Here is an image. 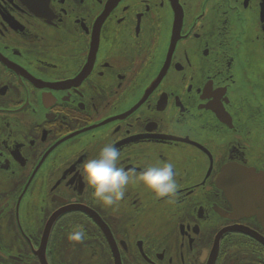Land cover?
<instances>
[{"label": "flooded vegetation", "instance_id": "flooded-vegetation-1", "mask_svg": "<svg viewBox=\"0 0 264 264\" xmlns=\"http://www.w3.org/2000/svg\"><path fill=\"white\" fill-rule=\"evenodd\" d=\"M108 143L112 209L75 173ZM0 264H264V0H0Z\"/></svg>", "mask_w": 264, "mask_h": 264}, {"label": "clouds", "instance_id": "clouds-1", "mask_svg": "<svg viewBox=\"0 0 264 264\" xmlns=\"http://www.w3.org/2000/svg\"><path fill=\"white\" fill-rule=\"evenodd\" d=\"M120 157L119 148L108 143L94 157L86 159L75 168V173L89 189L92 200L105 209H112L120 204L132 179L129 172L120 166ZM136 180L158 198L174 197L178 192L179 186L172 163L147 167ZM85 237L86 231L79 224L69 234V239L74 242L82 241Z\"/></svg>", "mask_w": 264, "mask_h": 264}]
</instances>
